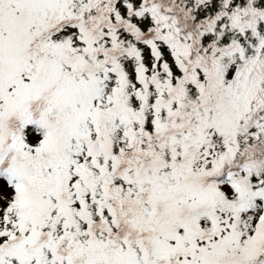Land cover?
Instances as JSON below:
<instances>
[{
  "label": "snow or ice",
  "instance_id": "1",
  "mask_svg": "<svg viewBox=\"0 0 264 264\" xmlns=\"http://www.w3.org/2000/svg\"><path fill=\"white\" fill-rule=\"evenodd\" d=\"M0 264H264V0H0Z\"/></svg>",
  "mask_w": 264,
  "mask_h": 264
}]
</instances>
